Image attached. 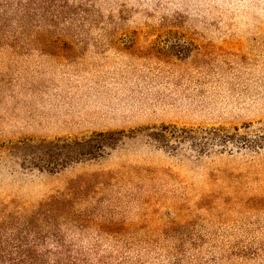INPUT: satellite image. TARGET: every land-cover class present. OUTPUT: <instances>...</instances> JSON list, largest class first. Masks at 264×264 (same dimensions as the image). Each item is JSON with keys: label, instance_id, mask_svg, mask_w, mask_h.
<instances>
[{"label": "rangeland", "instance_id": "374dc122", "mask_svg": "<svg viewBox=\"0 0 264 264\" xmlns=\"http://www.w3.org/2000/svg\"><path fill=\"white\" fill-rule=\"evenodd\" d=\"M28 223L46 264H264V0H0V224Z\"/></svg>", "mask_w": 264, "mask_h": 264}, {"label": "trees", "instance_id": "16d2710c", "mask_svg": "<svg viewBox=\"0 0 264 264\" xmlns=\"http://www.w3.org/2000/svg\"><path fill=\"white\" fill-rule=\"evenodd\" d=\"M77 144L85 145L83 142H77ZM62 147L65 148V146ZM67 150L72 151L73 154L66 153L65 155L70 157L74 155L75 158L85 153L81 150H71L69 146L66 147ZM65 155L64 157H69ZM59 159L64 160L65 158L59 157ZM44 240L46 239L32 223L24 227L12 228L0 224V264H46V253L38 250L42 242H45Z\"/></svg>", "mask_w": 264, "mask_h": 264}]
</instances>
